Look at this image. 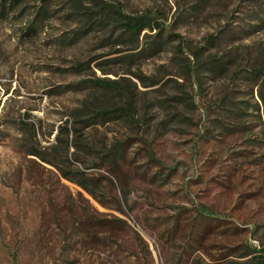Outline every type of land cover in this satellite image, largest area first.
<instances>
[{
    "label": "rangeland",
    "instance_id": "1",
    "mask_svg": "<svg viewBox=\"0 0 264 264\" xmlns=\"http://www.w3.org/2000/svg\"><path fill=\"white\" fill-rule=\"evenodd\" d=\"M104 1L163 30L133 43L89 25L87 0H51L29 32L39 0L0 16V264H248V247L264 254V105L248 77L264 67V0ZM96 80L128 91L133 118L79 131L89 148L64 169L102 205L27 155L74 128ZM109 101L122 105L99 91Z\"/></svg>",
    "mask_w": 264,
    "mask_h": 264
},
{
    "label": "trees",
    "instance_id": "2",
    "mask_svg": "<svg viewBox=\"0 0 264 264\" xmlns=\"http://www.w3.org/2000/svg\"><path fill=\"white\" fill-rule=\"evenodd\" d=\"M24 1L25 0H2L0 3V16L6 15L7 17L9 14L15 12V10H17ZM50 1L51 0H39V9L36 11L33 20L28 24L26 28L27 32L34 30L38 23H42ZM78 1L79 0H76V5H79ZM87 1H89L88 3L92 6L90 9L86 8L87 12L84 13L89 25L94 23H103L109 26H116L124 32L133 43H138L141 34L146 31L163 30L160 22L148 15L133 16L124 14L122 9L111 3H107L104 0ZM210 40H213L212 36L208 38V41ZM203 50L205 49H199V53ZM194 56L198 60V53ZM260 65L261 64H257L255 68L251 69V71L248 72V77L258 83L260 88L258 98L262 105H264V67H260ZM199 67L209 68L212 70L218 68L219 65L215 64L214 60H209L200 64ZM116 84L117 83L115 82L106 83L104 80H96L93 82L92 87L95 92L92 94L90 101L86 102L82 106L81 110L72 115L71 119L74 123V128L71 130L61 128L60 133H57L55 136L52 145L47 148H43L36 144L27 152V155L32 156L41 163L52 167L62 179L77 185L100 205L102 204L98 198L94 196L92 192L88 191L84 184L78 180H74V178L70 175L71 172L65 170L64 166L69 163L70 159H76L75 151L71 152V150L75 149L77 151H83L89 148L88 145L82 144V135L78 133L79 131L112 121H124L127 123L133 118L132 104L128 91L122 90L117 87ZM99 91L111 92L113 98H117L122 105H114V103L111 102L112 100L106 104L99 105ZM78 124L79 128L76 129ZM122 147V144H114L106 156V159L113 163V167H115V165L117 166L118 162L123 163L125 161ZM198 214L199 217L206 216L201 213ZM241 258H249L248 264H264V254L258 253L256 249H252L250 247L247 248L246 254H244Z\"/></svg>",
    "mask_w": 264,
    "mask_h": 264
}]
</instances>
